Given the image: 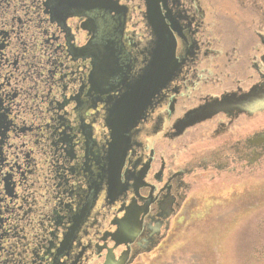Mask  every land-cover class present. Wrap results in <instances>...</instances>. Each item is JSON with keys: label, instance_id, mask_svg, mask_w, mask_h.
Listing matches in <instances>:
<instances>
[{"label": "flooded vegetation", "instance_id": "obj_1", "mask_svg": "<svg viewBox=\"0 0 264 264\" xmlns=\"http://www.w3.org/2000/svg\"><path fill=\"white\" fill-rule=\"evenodd\" d=\"M263 238L264 0H0V264Z\"/></svg>", "mask_w": 264, "mask_h": 264}, {"label": "rangeland", "instance_id": "obj_2", "mask_svg": "<svg viewBox=\"0 0 264 264\" xmlns=\"http://www.w3.org/2000/svg\"><path fill=\"white\" fill-rule=\"evenodd\" d=\"M241 230H242V228H241ZM244 238H246V236H239L240 240H242ZM239 243H242V241H240ZM241 259H240V261H241ZM208 260H210V258H208V259L205 258V260H204L202 258H193V257H188L185 254L180 255V254L176 253L175 255H173L171 257L161 259L157 264H205V262Z\"/></svg>", "mask_w": 264, "mask_h": 264}, {"label": "water", "instance_id": "obj_3", "mask_svg": "<svg viewBox=\"0 0 264 264\" xmlns=\"http://www.w3.org/2000/svg\"><path fill=\"white\" fill-rule=\"evenodd\" d=\"M120 264H123V262H121Z\"/></svg>", "mask_w": 264, "mask_h": 264}]
</instances>
